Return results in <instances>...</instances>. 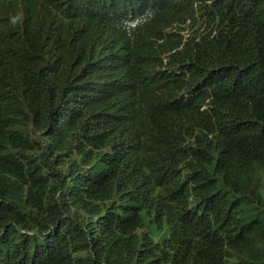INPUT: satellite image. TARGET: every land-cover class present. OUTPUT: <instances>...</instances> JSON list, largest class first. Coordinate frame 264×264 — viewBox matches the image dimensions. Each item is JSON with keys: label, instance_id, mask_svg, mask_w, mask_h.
Returning <instances> with one entry per match:
<instances>
[{"label": "trees", "instance_id": "1", "mask_svg": "<svg viewBox=\"0 0 264 264\" xmlns=\"http://www.w3.org/2000/svg\"><path fill=\"white\" fill-rule=\"evenodd\" d=\"M0 264H264V0H0Z\"/></svg>", "mask_w": 264, "mask_h": 264}, {"label": "bare ground", "instance_id": "2", "mask_svg": "<svg viewBox=\"0 0 264 264\" xmlns=\"http://www.w3.org/2000/svg\"><path fill=\"white\" fill-rule=\"evenodd\" d=\"M203 1V0H202ZM150 2V1H149ZM147 5V4H146ZM164 6V5H163ZM204 9V8H203ZM209 9V8H208ZM29 18V17H28ZM160 18V17H159ZM31 20V19H30ZM173 23V22H172ZM191 24V23H190ZM208 26V25H207ZM171 28V27H170ZM189 28V27H188ZM193 32V31H192ZM156 33H157V31H156ZM161 33V32H160ZM201 33V32H200ZM152 37V36H151ZM190 39H191V37H190ZM152 45V44H151ZM149 86V85H148ZM131 117V116H130ZM123 120V119H122ZM124 121V120H123ZM122 124V123H121ZM135 124V123H134ZM142 127V126H141ZM117 129V128H116ZM126 129V128H125ZM118 130V129H117ZM119 133V132H118ZM132 133H134V132H132ZM121 134V133H120ZM120 136V135H119ZM120 138V137H119ZM124 139V138H123ZM121 141H122V139H121Z\"/></svg>", "mask_w": 264, "mask_h": 264}, {"label": "clouds", "instance_id": "3", "mask_svg": "<svg viewBox=\"0 0 264 264\" xmlns=\"http://www.w3.org/2000/svg\"><path fill=\"white\" fill-rule=\"evenodd\" d=\"M13 22H15V21H13Z\"/></svg>", "mask_w": 264, "mask_h": 264}]
</instances>
